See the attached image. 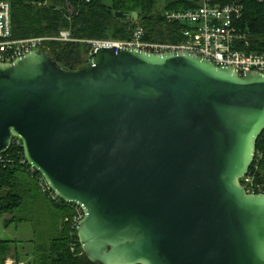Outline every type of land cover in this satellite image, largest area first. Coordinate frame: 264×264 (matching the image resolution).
Returning a JSON list of instances; mask_svg holds the SVG:
<instances>
[{
    "label": "water",
    "instance_id": "water-1",
    "mask_svg": "<svg viewBox=\"0 0 264 264\" xmlns=\"http://www.w3.org/2000/svg\"><path fill=\"white\" fill-rule=\"evenodd\" d=\"M36 1V0H35ZM264 129V74L184 51L45 49L0 62V154L14 138L83 212L96 264H264V192L240 179Z\"/></svg>",
    "mask_w": 264,
    "mask_h": 264
},
{
    "label": "trees",
    "instance_id": "trees-1",
    "mask_svg": "<svg viewBox=\"0 0 264 264\" xmlns=\"http://www.w3.org/2000/svg\"><path fill=\"white\" fill-rule=\"evenodd\" d=\"M11 5L12 36H55L60 30H69L73 40H49L44 49L56 58L65 69H78L89 61L90 40H123L131 37L133 28L140 24L145 30L144 38L150 41L179 42L180 29L176 22H167L163 13L167 10H186L198 6L199 0H166L159 7L157 0H5ZM242 15L239 29L246 36L247 51H264V0H239ZM136 13L138 19L129 16ZM0 162V217L11 213L21 204L17 192L16 172L28 171L23 160L22 147L12 143L3 153ZM256 181H264V129L256 140V153L249 167ZM34 178V177H33ZM35 179V178H34ZM37 181V180H36ZM38 182V181H37ZM46 194V193H45ZM47 196V194H46ZM50 199V198H49ZM63 209L65 216L72 213L71 204L54 201ZM13 240L0 239V264H4ZM31 264H96L82 252L76 232L63 221L59 236L35 247Z\"/></svg>",
    "mask_w": 264,
    "mask_h": 264
},
{
    "label": "built area",
    "instance_id": "built-area-1",
    "mask_svg": "<svg viewBox=\"0 0 264 264\" xmlns=\"http://www.w3.org/2000/svg\"><path fill=\"white\" fill-rule=\"evenodd\" d=\"M242 9L243 6L239 0H200L198 6L192 9L167 10L163 13L165 21L183 25L180 29L181 41L147 40L144 38L145 28L137 24L129 39L90 40L89 60L95 49L101 46L135 48L152 53L184 51L206 58L217 66H230L239 74L247 71L264 74V51H247L242 48L243 45L248 46L246 36L238 25ZM49 40L69 41L73 38L69 30H60L55 36L14 38L12 36L11 5L8 1L0 0V62H12L29 51L44 49V43ZM12 143L21 146V141L17 138H14ZM3 161V153H1L0 162ZM22 162L27 164L24 156ZM28 171L39 182L41 190L47 194L48 198L54 201L61 200L48 187L42 176L29 165ZM240 182L247 193L264 192V181H256L253 170L248 169ZM70 204L72 213L65 216L64 220L74 233L83 212L78 205Z\"/></svg>",
    "mask_w": 264,
    "mask_h": 264
},
{
    "label": "rangeland",
    "instance_id": "rangeland-1",
    "mask_svg": "<svg viewBox=\"0 0 264 264\" xmlns=\"http://www.w3.org/2000/svg\"><path fill=\"white\" fill-rule=\"evenodd\" d=\"M165 2L157 0L159 7ZM129 18L132 21L138 19L136 13L130 14ZM16 177L21 204L0 217V239L13 240L4 264H31L35 247L59 236L64 211L46 196L39 182L29 174L18 171Z\"/></svg>",
    "mask_w": 264,
    "mask_h": 264
},
{
    "label": "crops",
    "instance_id": "crops-1",
    "mask_svg": "<svg viewBox=\"0 0 264 264\" xmlns=\"http://www.w3.org/2000/svg\"><path fill=\"white\" fill-rule=\"evenodd\" d=\"M5 240H8V239H5ZM11 261V260H10Z\"/></svg>",
    "mask_w": 264,
    "mask_h": 264
}]
</instances>
